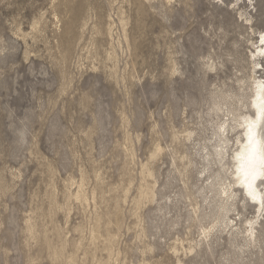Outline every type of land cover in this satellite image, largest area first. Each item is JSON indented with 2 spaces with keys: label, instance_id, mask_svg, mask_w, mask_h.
Wrapping results in <instances>:
<instances>
[{
  "label": "rangeland",
  "instance_id": "rangeland-1",
  "mask_svg": "<svg viewBox=\"0 0 264 264\" xmlns=\"http://www.w3.org/2000/svg\"><path fill=\"white\" fill-rule=\"evenodd\" d=\"M260 31L264 0H0V264H264L214 150Z\"/></svg>",
  "mask_w": 264,
  "mask_h": 264
},
{
  "label": "bare ground",
  "instance_id": "bare-ground-1",
  "mask_svg": "<svg viewBox=\"0 0 264 264\" xmlns=\"http://www.w3.org/2000/svg\"><path fill=\"white\" fill-rule=\"evenodd\" d=\"M247 21L251 22L250 19H247ZM249 22L248 24H250ZM256 38L257 40L252 42V49L249 55V60L252 62V74L249 85L251 95L248 105L252 113L228 111L227 115L230 118L228 117L223 123L218 125L219 132L217 136L220 142L214 147L224 175L228 174L227 176H223L221 173L216 175L217 182L215 184L218 186L216 194L221 199L225 198L227 201H234L238 191L241 192L242 196L244 195L243 190L240 188V186H243L245 198L250 203L252 202L257 209L255 210V217L247 219L243 228H235V232L242 236L246 245L256 243V225L258 224V218L264 215V165H261L259 160L255 163L251 160L252 144H250L249 132L251 128L255 140L259 142L258 153L260 150H264V76L258 75L260 70H264V31L258 32ZM218 110H221V107H218ZM238 129L240 136L236 142H233L232 148H234V152L230 155L229 145L231 139L229 134L231 131ZM233 205L231 203L230 207H224L223 205L221 208L227 215ZM227 221L229 224L233 223L230 218Z\"/></svg>",
  "mask_w": 264,
  "mask_h": 264
},
{
  "label": "snow or ice",
  "instance_id": "snow-or-ice-1",
  "mask_svg": "<svg viewBox=\"0 0 264 264\" xmlns=\"http://www.w3.org/2000/svg\"><path fill=\"white\" fill-rule=\"evenodd\" d=\"M249 132H250V144H252L251 160L253 161V163L259 160L260 164L264 165V150H260L258 153L259 142L255 140V136L251 128L249 129ZM253 198L255 199L254 195Z\"/></svg>",
  "mask_w": 264,
  "mask_h": 264
}]
</instances>
